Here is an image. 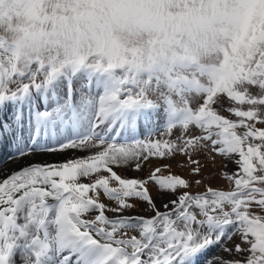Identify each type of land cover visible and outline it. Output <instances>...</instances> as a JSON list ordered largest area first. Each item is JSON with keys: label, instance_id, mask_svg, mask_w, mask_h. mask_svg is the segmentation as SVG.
I'll return each instance as SVG.
<instances>
[{"label": "snow or ice", "instance_id": "6c2138e0", "mask_svg": "<svg viewBox=\"0 0 264 264\" xmlns=\"http://www.w3.org/2000/svg\"><path fill=\"white\" fill-rule=\"evenodd\" d=\"M5 144L0 264H264V0H0Z\"/></svg>", "mask_w": 264, "mask_h": 264}, {"label": "rangeland", "instance_id": "374dc122", "mask_svg": "<svg viewBox=\"0 0 264 264\" xmlns=\"http://www.w3.org/2000/svg\"><path fill=\"white\" fill-rule=\"evenodd\" d=\"M77 155H82V153H77ZM63 158L64 157L49 155V156L43 157L41 162H43V161L52 162V161L60 160V159H63ZM16 160L19 161L20 159H16ZM201 160H202V164H206L207 165L203 169V173H202V176L204 178V184L208 185V186H211V187H214V188H221V189L227 188L228 187V182L226 181V179L222 178V176L220 175V165H221L220 158L217 157V163H216L215 167H213L210 162L205 161L203 158H201ZM177 161L183 162L184 161V157L178 156V157H176V161L150 160L148 162L144 172H135V171H132L130 169H120V172H121L122 175H127V176H132V177L142 176V175H145L148 171H151L152 168H154L156 166H159L162 163H171L172 164L171 171L173 173L180 174L183 177H185L186 179H189V180H192V181L200 178V177L191 176L190 175V169L188 167H184V168L177 167L176 166V162ZM232 167H233V165H229L228 170L231 171ZM165 174H167V173H165ZM203 190H204V186L203 185L197 186L195 184H193V187L191 189V191H193V192H201ZM152 191H153V194L155 195L156 192H155V186L154 185L152 186ZM166 199L167 198H165V200ZM105 202L108 203V201H105ZM159 203H160V201L158 200V204ZM138 214L146 215L147 213H145L143 211V209H139L138 210ZM109 215H112V213H109ZM228 246L231 247V244H229ZM221 253H222V256H226L227 255L226 253H224L222 251H214V254H216V255H219ZM209 255H210L209 257L211 258V256H212L211 252L209 253Z\"/></svg>", "mask_w": 264, "mask_h": 264}, {"label": "bare ground", "instance_id": "6f19581e", "mask_svg": "<svg viewBox=\"0 0 264 264\" xmlns=\"http://www.w3.org/2000/svg\"><path fill=\"white\" fill-rule=\"evenodd\" d=\"M27 163V159L19 161L11 159L10 149L6 146L0 149V174H11L13 171L18 170L22 165H25ZM211 254L212 256H217L216 254H214V251H212ZM219 256H222V253L219 254Z\"/></svg>", "mask_w": 264, "mask_h": 264}]
</instances>
